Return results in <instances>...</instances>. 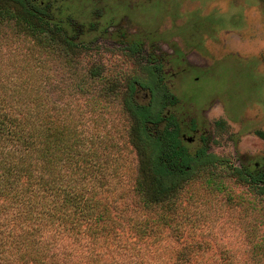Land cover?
<instances>
[{"label":"rangeland","instance_id":"rangeland-1","mask_svg":"<svg viewBox=\"0 0 264 264\" xmlns=\"http://www.w3.org/2000/svg\"><path fill=\"white\" fill-rule=\"evenodd\" d=\"M38 1L57 8L74 52L62 35L23 34L2 18L0 72L30 105L45 106L38 117L48 112L98 156L95 197L112 221L93 238L81 229L79 245L64 239L63 264H264V196L225 173L229 164L264 172V0ZM157 64L190 149L202 137L224 159L213 180L182 188L173 212L147 210L133 192L137 156L123 108L127 82Z\"/></svg>","mask_w":264,"mask_h":264},{"label":"trees","instance_id":"trees-1","mask_svg":"<svg viewBox=\"0 0 264 264\" xmlns=\"http://www.w3.org/2000/svg\"><path fill=\"white\" fill-rule=\"evenodd\" d=\"M51 5L0 0V19H13L23 34L62 35L66 50L74 52L75 35H63L67 28ZM7 81L0 72V264H63L70 254L62 251L64 239L79 245L81 229L91 237L112 223L110 207L95 197L104 183L102 163L78 132L61 129L48 112L38 117L45 106L30 105ZM135 84L146 91L145 103L137 101ZM176 103L158 65L147 67L143 81L126 84L123 108L131 120L129 136L137 156L133 192L147 210L173 212L182 188L203 177L213 180L224 160L207 151L202 137L190 149L173 111ZM257 135L264 139V133ZM225 173L264 196L263 171L229 164Z\"/></svg>","mask_w":264,"mask_h":264},{"label":"crops","instance_id":"crops-1","mask_svg":"<svg viewBox=\"0 0 264 264\" xmlns=\"http://www.w3.org/2000/svg\"><path fill=\"white\" fill-rule=\"evenodd\" d=\"M224 31H226V30L222 29V32H223V33H224Z\"/></svg>","mask_w":264,"mask_h":264},{"label":"flooded vegetation","instance_id":"flooded-vegetation-1","mask_svg":"<svg viewBox=\"0 0 264 264\" xmlns=\"http://www.w3.org/2000/svg\"><path fill=\"white\" fill-rule=\"evenodd\" d=\"M158 65V64H157ZM158 66H160V65H158Z\"/></svg>","mask_w":264,"mask_h":264}]
</instances>
